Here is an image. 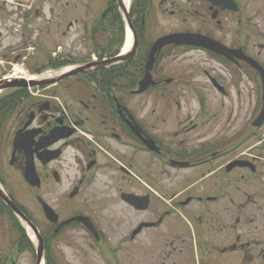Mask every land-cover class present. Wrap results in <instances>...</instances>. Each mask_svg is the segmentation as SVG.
Returning <instances> with one entry per match:
<instances>
[{
	"label": "flooded vegetation",
	"instance_id": "flooded-vegetation-1",
	"mask_svg": "<svg viewBox=\"0 0 264 264\" xmlns=\"http://www.w3.org/2000/svg\"><path fill=\"white\" fill-rule=\"evenodd\" d=\"M118 1L0 0V264H264V0Z\"/></svg>",
	"mask_w": 264,
	"mask_h": 264
},
{
	"label": "water",
	"instance_id": "water-1",
	"mask_svg": "<svg viewBox=\"0 0 264 264\" xmlns=\"http://www.w3.org/2000/svg\"><path fill=\"white\" fill-rule=\"evenodd\" d=\"M188 38L192 39V37H188L187 34H171V35L164 36V37L158 39L153 44V46L151 47V49L149 51V56H148V60L146 63V75L140 82V90L146 88L149 85V83H150L149 70L152 67L155 53L157 52V50H159L160 48H162L166 44H169L172 42H174L176 44H182V43L195 44V45L204 46L206 48H209L210 50H212L216 53L221 52L220 51L221 45L212 41V40H209V39L196 40V39H194L193 41H191Z\"/></svg>",
	"mask_w": 264,
	"mask_h": 264
},
{
	"label": "rangeland",
	"instance_id": "rangeland-1",
	"mask_svg": "<svg viewBox=\"0 0 264 264\" xmlns=\"http://www.w3.org/2000/svg\"><path fill=\"white\" fill-rule=\"evenodd\" d=\"M153 2H156V0H153ZM165 24H166V21H162L161 24H158L157 27H155V29L157 30L158 27H160V25H165ZM211 98H213V95H211ZM108 211L112 212V218H109L108 224H109V227L112 226L114 237L116 238L120 234H122L124 231L123 220L127 217V213L120 210L119 207L113 203L111 204V206L105 208V212H108ZM134 244L135 242H130L129 246H132ZM122 254H123L122 250L121 252L119 251L117 253V255L119 256ZM100 258L101 257H99L95 251H90L89 254L85 258L86 263H84L83 261L81 264H103Z\"/></svg>",
	"mask_w": 264,
	"mask_h": 264
},
{
	"label": "bare ground",
	"instance_id": "bare-ground-1",
	"mask_svg": "<svg viewBox=\"0 0 264 264\" xmlns=\"http://www.w3.org/2000/svg\"><path fill=\"white\" fill-rule=\"evenodd\" d=\"M140 2H141V0H121V6L123 7L124 10L127 11V15L129 16V11H132L133 8H137L139 6ZM189 40L193 41L194 39L192 38ZM132 42H133L132 33L129 29H126L125 40H124L123 48H122L123 53H126L130 50V48L132 46ZM47 76H50V74L49 73L44 74L43 76L40 77V79L45 78ZM124 198L129 202L131 201V203H133V199H137L136 196L124 197Z\"/></svg>",
	"mask_w": 264,
	"mask_h": 264
}]
</instances>
